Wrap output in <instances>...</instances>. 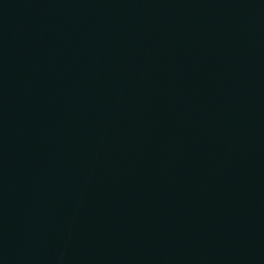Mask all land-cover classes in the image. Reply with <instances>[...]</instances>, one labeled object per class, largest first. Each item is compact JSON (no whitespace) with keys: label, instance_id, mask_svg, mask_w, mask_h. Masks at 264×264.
Returning <instances> with one entry per match:
<instances>
[{"label":"water","instance_id":"water-1","mask_svg":"<svg viewBox=\"0 0 264 264\" xmlns=\"http://www.w3.org/2000/svg\"><path fill=\"white\" fill-rule=\"evenodd\" d=\"M0 264H264V0H0Z\"/></svg>","mask_w":264,"mask_h":264}]
</instances>
